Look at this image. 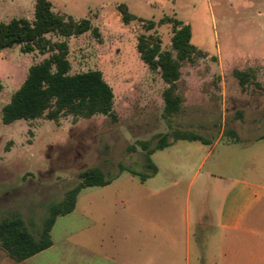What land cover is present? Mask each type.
Wrapping results in <instances>:
<instances>
[{
	"label": "rangeland",
	"instance_id": "1",
	"mask_svg": "<svg viewBox=\"0 0 264 264\" xmlns=\"http://www.w3.org/2000/svg\"><path fill=\"white\" fill-rule=\"evenodd\" d=\"M48 1L54 13L90 21V29L80 35L51 33L45 38L51 43H67L69 74L100 71L112 89L115 116L63 115L57 120L42 116L3 124L2 106L22 83L28 67L51 51L26 53L21 45L1 50L0 218L19 213L36 235L49 206L79 181L78 172L97 166L115 176L111 187L82 188L76 196L77 211L58 216L51 231L58 246L64 245L68 234L87 246L91 201L118 204L137 195L153 198L158 190L156 198L168 201L175 195L181 202L190 185L195 222L204 185L209 184L206 195L213 205L210 190L239 177L240 167L254 159L264 165V153L252 144L264 136V91L251 84L255 80L264 87V0ZM35 2L0 0V22L13 18L32 21ZM120 5L135 17L127 24L122 21ZM174 19L190 26V42L204 55L182 63L175 91L180 108L165 116L162 92L166 84L158 70L149 69L141 60L136 46L144 37L175 55L171 48ZM234 70H250L253 79L241 87ZM174 131L194 133L207 143L174 140ZM163 134H168L169 145L150 155L159 173L140 184L138 176L127 170L143 172L146 149L154 148ZM225 148L230 152H224ZM208 172L216 176L208 177ZM174 181L178 185L172 186ZM99 212L101 218L112 217L110 208L102 207ZM74 231L80 232L73 237ZM193 248L198 252L197 243Z\"/></svg>",
	"mask_w": 264,
	"mask_h": 264
},
{
	"label": "trees",
	"instance_id": "2",
	"mask_svg": "<svg viewBox=\"0 0 264 264\" xmlns=\"http://www.w3.org/2000/svg\"><path fill=\"white\" fill-rule=\"evenodd\" d=\"M122 21L128 23L135 17L128 13L125 5H120ZM173 34L171 36V51L160 49L159 43L149 42L140 37L137 51L141 60L151 70H158L166 88L162 92L164 102L163 115L169 116L180 108V96L175 92L180 77V67L183 62H193L204 53L191 42V30L188 24L172 20ZM151 25L152 22H149ZM88 19L74 20L72 17L54 13L48 0H36L33 20L13 18L8 22H0V51L14 45H21L23 52L35 49L44 53L48 49L50 55L41 62L28 67L26 76L18 89L11 95L9 101L1 108V122L10 124L16 120H31L46 117L57 120L60 116L90 118L94 115L114 117L113 92L104 81L100 71L88 70L69 74L70 65L67 60L68 46L65 41L51 43L46 34H57L62 37L80 35L90 29ZM93 31H96L93 29ZM241 87H244L253 73L250 70H234ZM257 89L264 91L259 82L252 80ZM0 83V89H1ZM235 136V134H234ZM168 134L159 137L156 146L146 149V163L143 172L127 170L137 175L140 181L154 175L156 166L150 155L156 150H162L169 145ZM174 140H198L206 144L201 136L191 132L174 131ZM264 137V136H263ZM237 141V137L235 136ZM145 147V146H144ZM79 181L68 189L63 198L49 206L48 215L43 220L40 229L34 235L19 213H11L0 218V248L14 261H22L46 248L52 241L50 230L58 216L70 213L79 191L88 186H104L115 176H110L97 166L88 167L78 172Z\"/></svg>",
	"mask_w": 264,
	"mask_h": 264
},
{
	"label": "crops",
	"instance_id": "3",
	"mask_svg": "<svg viewBox=\"0 0 264 264\" xmlns=\"http://www.w3.org/2000/svg\"><path fill=\"white\" fill-rule=\"evenodd\" d=\"M252 144L264 153V137ZM213 148L214 145L206 151L205 158ZM228 149L223 151L229 153ZM258 160L240 167L242 173L229 183L209 189L213 205L206 195L209 184L204 185L195 222L190 209V185L181 202L175 195L168 201L156 198L158 190L153 198L137 195L118 204L91 201L87 246L76 241V236L74 241L70 239V234L64 238V245L58 246L51 235L54 221L48 248L22 261L12 260L0 248V264H264V165ZM156 168V173L146 180L159 173ZM198 169L199 166L195 174ZM206 175L216 176L209 172ZM146 180L138 177L140 184ZM110 185L101 187L109 189ZM176 185L174 181L172 186ZM102 207L111 209V218H101ZM76 209L74 204L70 213ZM78 232L71 234L74 237ZM202 234L209 235L203 239ZM194 242L198 252L193 250Z\"/></svg>",
	"mask_w": 264,
	"mask_h": 264
}]
</instances>
